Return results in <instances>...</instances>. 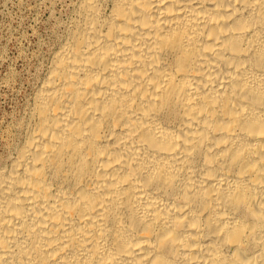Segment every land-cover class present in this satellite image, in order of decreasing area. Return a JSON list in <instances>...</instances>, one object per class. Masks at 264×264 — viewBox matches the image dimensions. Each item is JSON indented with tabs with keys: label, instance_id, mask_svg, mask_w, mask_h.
Listing matches in <instances>:
<instances>
[{
	"label": "bare ground",
	"instance_id": "bare-ground-1",
	"mask_svg": "<svg viewBox=\"0 0 264 264\" xmlns=\"http://www.w3.org/2000/svg\"><path fill=\"white\" fill-rule=\"evenodd\" d=\"M72 21L0 166V264H264V0Z\"/></svg>",
	"mask_w": 264,
	"mask_h": 264
},
{
	"label": "rangeland",
	"instance_id": "rangeland-1",
	"mask_svg": "<svg viewBox=\"0 0 264 264\" xmlns=\"http://www.w3.org/2000/svg\"><path fill=\"white\" fill-rule=\"evenodd\" d=\"M80 1L0 0V166L21 141L25 113Z\"/></svg>",
	"mask_w": 264,
	"mask_h": 264
}]
</instances>
